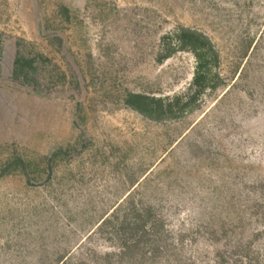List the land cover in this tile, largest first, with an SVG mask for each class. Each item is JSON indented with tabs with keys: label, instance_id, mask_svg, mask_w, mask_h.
Wrapping results in <instances>:
<instances>
[{
	"label": "rangeland",
	"instance_id": "1",
	"mask_svg": "<svg viewBox=\"0 0 264 264\" xmlns=\"http://www.w3.org/2000/svg\"><path fill=\"white\" fill-rule=\"evenodd\" d=\"M0 264H264V0H0Z\"/></svg>",
	"mask_w": 264,
	"mask_h": 264
},
{
	"label": "trees",
	"instance_id": "2",
	"mask_svg": "<svg viewBox=\"0 0 264 264\" xmlns=\"http://www.w3.org/2000/svg\"><path fill=\"white\" fill-rule=\"evenodd\" d=\"M178 40L183 48L189 49L195 54L198 61L193 83L197 87V91L193 97H198L200 93L207 89H216L219 84L215 82H219V76L213 73V68L218 64V54L214 51L211 42L205 36L187 30H182L178 34ZM36 69L35 60H30L23 56L17 58L15 74L17 77L23 76L27 83L30 84L33 82L34 78L31 77V74ZM180 101L179 98L176 102L167 106L162 99H153L145 95L132 94L126 99V104L143 115L159 121L162 120V117H160L161 114L173 112L174 107Z\"/></svg>",
	"mask_w": 264,
	"mask_h": 264
}]
</instances>
